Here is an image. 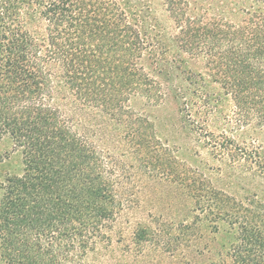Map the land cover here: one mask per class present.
Returning <instances> with one entry per match:
<instances>
[{
	"label": "trees",
	"instance_id": "16d2710c",
	"mask_svg": "<svg viewBox=\"0 0 264 264\" xmlns=\"http://www.w3.org/2000/svg\"><path fill=\"white\" fill-rule=\"evenodd\" d=\"M257 1L239 26H210L169 7L179 53L204 62L238 126L264 129V0ZM125 21L114 0H0V140L8 137L23 163L2 187L4 264H77L72 253L84 255L112 228L125 191L120 170L73 129L60 102L66 93L130 124L131 96L162 100L160 85L136 63L143 48ZM35 24L43 25L40 36ZM133 127L126 139L140 154ZM196 201L233 228L234 241L210 249L206 261L199 253L195 264H264L262 206Z\"/></svg>",
	"mask_w": 264,
	"mask_h": 264
},
{
	"label": "rangeland",
	"instance_id": "374dc122",
	"mask_svg": "<svg viewBox=\"0 0 264 264\" xmlns=\"http://www.w3.org/2000/svg\"><path fill=\"white\" fill-rule=\"evenodd\" d=\"M114 2L126 18L127 31L141 41L136 63L160 85L163 98L155 104L131 96L127 124L118 121V115L111 118L99 109L81 108L62 94L63 114L109 166L117 165L125 190L105 238H93L84 255L73 252L70 257L77 264H195L192 259L200 253L206 261L212 257L210 249L215 252L234 241L233 228L211 215L208 202L200 207L196 200L264 208V129L238 126L231 100L212 81L204 62L179 53L169 6L210 26H239L259 1ZM31 29L38 36L43 33L42 24ZM126 125L140 128V154L126 139ZM22 173L21 152L8 137L2 138L0 199L5 180Z\"/></svg>",
	"mask_w": 264,
	"mask_h": 264
}]
</instances>
